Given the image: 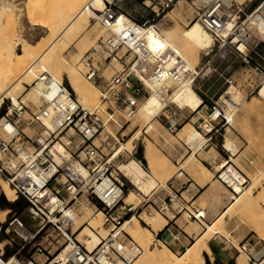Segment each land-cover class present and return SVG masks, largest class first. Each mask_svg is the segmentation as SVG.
<instances>
[{"label":"built area","instance_id":"obj_1","mask_svg":"<svg viewBox=\"0 0 264 264\" xmlns=\"http://www.w3.org/2000/svg\"><path fill=\"white\" fill-rule=\"evenodd\" d=\"M126 1L137 0H112L111 11L97 20L107 34L98 42L97 49L81 57L83 77L98 84L104 79L100 69L116 64L118 68L100 89L101 101L108 105L107 109L130 119L140 102L155 95L162 103L157 117L161 118L169 135L177 134L188 118L184 116L196 113L204 116L202 136L206 138L205 145L211 144V137L219 132V128L230 125L229 119L254 92L252 89L240 98L237 91L230 90L238 72L246 68L261 72L253 57L264 64V55L256 51L260 42H251L248 20L252 18L264 27V0L249 14H244L243 6L237 0H231L229 4L224 0H188L195 10L194 19L212 36V48H215L214 52L211 48L205 55L202 65L194 68H189L174 53L152 52L147 47L143 28L156 27L159 14L176 0H141L144 11L152 15L147 19L140 14L141 23L120 9ZM119 12L129 19L128 23L117 24ZM228 57L239 67L223 77L212 61L223 62ZM212 74L223 77L224 86L208 97L201 84ZM183 86H189L201 100L194 111L179 107L171 99L172 88ZM28 87L40 90L39 107L32 111L21 100L16 105L10 101L0 115V180L22 199L26 216L24 220L18 213H11L4 220V235L13 236L18 244L7 241L8 247L14 246L15 250L8 255L0 249V264H26L28 261L34 264H132L143 250L132 240L120 238L119 228L148 204L161 216L170 212L174 217L181 215L203 225L204 211L178 196L175 182L163 187V199L155 192L151 203L150 198L140 202L138 210L125 205L122 195L127 192V187L119 179L121 176H115V171L110 170L109 158L96 144L104 130L98 113L81 106L66 83L47 73L39 75ZM186 110L190 111L188 115ZM24 129L31 130L32 135H26ZM202 131L198 133L202 134ZM56 146L61 147L68 158L59 153ZM216 168L215 180L229 196H237V191L247 188L249 180L230 158L224 159V163ZM182 175L179 171L175 179ZM83 196L95 202L102 214L103 226L109 231V236L92 251L78 242L72 233V206ZM51 234L56 235L52 237ZM239 251L249 264H264V246L247 241L241 244ZM34 256H42L44 260L39 262Z\"/></svg>","mask_w":264,"mask_h":264},{"label":"rangeland","instance_id":"obj_2","mask_svg":"<svg viewBox=\"0 0 264 264\" xmlns=\"http://www.w3.org/2000/svg\"><path fill=\"white\" fill-rule=\"evenodd\" d=\"M176 1H174L173 4L165 12L159 14V16L156 19L157 24L160 22L161 18L168 11L174 8V6L176 5ZM185 1H186V4H185L184 12L182 14L183 17L181 16L180 18H173L172 22L168 20L167 26H173L174 24H178V27L180 29H185L190 22L195 20L194 19L195 10L190 9L191 7L188 5V0H185ZM261 1L262 0H256L258 4ZM31 2L34 3V5L30 3V0H0V76L5 70V68H3V65L1 63L2 62L1 54L5 50L14 48L18 53H20L22 50V43L24 41H29L32 44H35L34 49H38V47L43 42H45L51 37L52 30L56 32V25L58 28L66 20V16L63 14L66 12V9L64 8V6L69 2V0H31ZM3 3H6L5 8H3V5H2ZM135 3L136 5L139 6V8L141 7V9L142 8L144 9L143 5L141 4V0H137ZM30 5L32 6V10H33L32 14L29 11ZM121 8L127 11V8L125 5H122ZM154 10L156 11L157 9L154 8ZM191 12H192V15H191ZM61 14H62V18L59 19L61 17ZM58 21L60 22L57 24ZM43 22H47L51 24L53 23L52 24L53 29L49 27L48 25L41 26L43 25ZM91 28L94 29L95 33H94V36H91L92 38H90L88 42L83 41L84 35H85L84 33L81 35L78 34L79 36L76 34L74 35V37L71 36L70 39L68 38L66 45L61 41L57 42V44H55V46L52 47V49H50L48 53L50 54L51 50L53 52H56V49H57V52L61 53L59 54L60 55L59 57H61L62 59L65 58L66 60H71V58L74 57L73 55L75 52H80V53L82 52V56L85 54L87 55L91 54L93 49H97L98 42L102 38H104L107 34L106 30L98 23V21L92 18L89 19V27L87 30ZM57 45H59L61 48L62 46H64V48L61 49ZM212 50L214 52L215 48H212ZM256 51L264 55V42H260ZM53 52L51 53L53 54ZM54 55L56 57V53ZM253 58L258 64H260L261 72L255 73L252 70H250V68H246V69L244 68L245 70L243 72H238L235 75L234 77L235 84L233 86L234 89L233 87H231V90H230L231 92L237 91L238 96L240 98H243L252 89H254L253 94L242 104L239 111L232 117L233 124L219 128L220 129L219 132L211 137V144H206V145L204 144L202 148L200 149V151L199 150L197 151L199 152L198 156L195 155L196 152H194L193 149L187 143L179 139L178 134L172 136L167 133L165 127L163 126L161 122V118L157 117L156 119H153L151 121L152 122L151 124L155 127L154 130L146 131L148 127L147 126L148 123H146L142 118H140L137 113L132 118L128 119V118H125L119 112L115 113L114 110L107 109L108 105L102 103L101 101L100 89L103 86H105L106 81L109 80L110 77L114 74V69L118 68L116 64H113L111 67L103 66L100 69V75L104 79H100L98 84H92L91 82H89L91 86H93L94 88L98 90V100H99L100 106L96 109H91V110L88 107H85L84 105L82 106L87 110L96 111L98 115L100 113L101 116L99 115V117L100 119H102V121L105 119L106 120L109 119L108 117L114 114L111 118L112 121L111 120L109 121L110 122L109 128L112 127L111 128L112 130L110 129V131L114 133L115 138H112L108 133H106L105 128H104L102 135L96 140V144L100 145L103 155L106 156L107 158H110L111 157L110 155L113 154L114 150L120 144L125 143L135 133L137 132L139 133L137 140L133 142V149L131 150V152L129 153L127 151L121 152L119 154L118 159H113L110 162V166H111L110 170L114 171L117 165L125 164L130 159H134L140 162V166L145 171L147 170L146 172L150 174L148 165L143 159L144 144L147 141L150 142L153 146H155V149L157 150L159 165H162V169L156 174H153L156 180L157 186L165 187L166 184L170 182L185 183L184 186H181L183 188L178 191L177 195L178 196L181 195L182 198L185 201L189 202L190 204L195 202L194 207H198L204 211V216H205L206 221L203 222V226H199L195 223L193 225H190L191 229H193L195 233H200L202 229L204 228V226L206 225L212 224L213 222L218 223L219 222L218 219L220 218L222 213L227 208L228 203L232 201H230L229 199L230 196L227 190L219 182H217L214 177V172L217 171L216 165H218L219 161L220 160L222 161L223 159L215 158V160H218L216 165H214L213 169L209 170L208 173L204 175V174H201V172H199L196 169L197 168L196 164H195L196 168H194V165H193V168L197 170L195 173L193 169L189 167V164L188 162H186V160L191 154H194L195 159L198 160L203 165H205L203 162L199 160L203 158L200 156L204 155V152H207L208 150H210L209 153L211 155V151L216 149L217 151H219L221 155L225 156V153H226V156L224 157V159H227V157L230 158V160H232V164H234L236 168H239L238 170L247 177V179L249 180L247 188L251 186L250 188H251V191L254 197L260 195V193L264 191V102L256 101L255 103L256 105L253 104L254 107H252L250 111L247 110L248 108L247 105H250L249 104L250 102L248 101L253 100L252 97L256 95L257 90L260 86L261 80L262 78H264V64L260 63L256 56ZM205 60H206L205 55L201 54L199 58V63H197L194 67L202 65V63ZM95 61H98V58L95 57ZM212 63L218 70H220V72L223 74V77L229 76L233 72L234 69L236 70L239 67L238 63L234 61L233 58L231 57L226 58L223 62H220L214 59ZM81 75L83 74L81 73ZM223 77L221 78L213 74L209 75L208 78H206L202 82L201 89L203 90V92L207 93L208 97H210L211 94H214L218 89L224 86ZM29 89L30 88L28 87V84L23 82L20 85V91L16 95L17 100H21L20 96H22L23 93ZM175 89L177 88L175 87L172 88V92ZM10 100L12 99L7 98V97L2 98L0 102V115L3 114V112L6 109V106L9 105ZM24 104L27 105L32 111L37 109L40 105L39 104V105L34 106L32 104L31 105L27 103H24ZM100 107H103L104 109ZM245 112H249V113H245ZM189 113L190 111L186 112L187 115ZM184 117H188V118L185 120L182 126L185 124H189L190 128L196 131L197 133L203 130L204 125L202 124L204 122V118H203L204 116L201 117L199 115H196V113H192L190 114V116H184ZM234 121L236 124L234 123ZM216 122L217 121L215 120L214 123L216 124ZM113 123L114 124L117 123V124L114 125ZM117 125L120 128L119 127L115 128V126ZM197 127H199L198 130H197ZM24 132L28 136L32 135V131L29 129H24ZM203 134L204 132L200 135L202 136ZM227 140L231 141L233 145H235L233 153H228L223 149V145ZM179 171L183 172V175L181 177H178V179H175L176 174ZM119 179L123 182L124 186L127 187V190H134L132 189L133 187L130 185L127 179L122 178V177H119ZM186 179L190 181L188 182ZM206 180H209L210 181L209 183L214 182L216 185V188L220 189L219 190L220 198H221V199L219 198L220 200L212 201L210 198L206 196L207 187L204 186L203 188H201V186L203 185V182H205ZM175 183H174V186H175ZM196 184H198V186ZM189 185H191L190 191L185 192L186 187H188ZM157 188L154 190L156 193L153 191L152 194H150L147 198L139 197L140 199L138 198V200H135L133 205L126 204L125 200L123 201L125 205H130L134 207L135 210H138V207H137L138 204L140 202L146 201L149 197H150L149 202L151 203L152 201L151 196L153 195V193H155L161 199L165 197V192L163 191V188H158V189ZM2 199L4 200V202H2ZM22 205H23V202L19 198H17L14 202H8L4 194L1 192V187H0V208L2 209L5 208L9 210V212L5 216V219L11 213H18L25 220L26 216L23 213V209L21 210ZM148 205L142 209V212L138 211V214L135 216V218L139 221V224L141 226L149 229V226H147L143 222L144 219L146 218L152 219L153 217L162 218V216L156 213L152 209L151 206L148 207ZM83 206L92 209L95 214L100 212L95 202L92 200L86 199L84 196L79 198L77 202L72 206V209H73L72 233L75 235L76 240L80 243L82 242V240H79L80 238L78 237V234H77L78 232H74V230H75V224L77 222H82V221L84 222L85 220L83 219L82 212H81V209ZM174 208L176 207L174 206ZM249 214H251V216L252 217L254 216V217L251 219ZM166 216L171 218L172 214L170 212H166ZM241 216L242 215L234 212L231 214V216L228 219L226 218L224 222H222L223 225L221 224H218V225L222 227V230L225 232V234H229V236L231 237V242L232 244L235 243L233 245L236 248L238 247V244L240 242L243 244L247 241L251 244L264 246V241H262L259 235L255 232L258 230L260 231L259 227H262V229H264V225L261 224L262 222H264V221H261V220H264V217H262L264 216V205L261 206V209H258L257 207H252L251 209L248 210V214H246L245 212V215L242 217ZM243 217L244 219H242ZM247 218L251 219V220L248 219L250 223L251 221H253L252 223H257V224L255 225L251 223V225H248L250 223L247 221ZM182 219L188 224L192 222V221L187 220L184 216H182ZM254 220L256 221L254 222ZM102 221H103V217L101 215L99 226H102L106 231H108V228L103 226ZM258 221L261 223H259ZM3 222L4 221L0 222V243L5 242L3 244L2 249L4 250L6 254L9 253L8 255H10L14 252L15 247L14 246L13 248L8 247L7 241H10V242L14 241L15 243L18 244V240L11 235H8V236L4 235ZM86 224H87L86 226H88L89 221H87ZM252 225L254 226L251 229L250 226ZM254 229L255 231H253ZM223 231L222 233L224 234ZM261 232L262 234H264V230H261L260 233ZM222 233H219V234L225 237V235H223ZM55 235L56 234H51L52 237H54ZM119 237L122 239L128 238L132 240L123 231L120 232ZM139 239H140L139 243H137L134 240L132 241L136 243L139 247H141L142 250H143V247L145 246H148L147 249L149 251H153L161 247L155 243L154 234L152 237L141 234ZM162 247H166V246L163 245ZM183 253L179 255H175L174 253L173 254L175 255L177 259H179ZM240 255H242L243 257H246L243 254H240ZM34 259L39 262L44 260L42 256H34ZM204 259H205L206 264H215L214 262L209 261V259L206 256H204Z\"/></svg>","mask_w":264,"mask_h":264},{"label":"bare ground","instance_id":"obj_3","mask_svg":"<svg viewBox=\"0 0 264 264\" xmlns=\"http://www.w3.org/2000/svg\"><path fill=\"white\" fill-rule=\"evenodd\" d=\"M30 3L34 5V3L31 2V0ZM185 4H186L185 0H177L174 8L168 11L161 18L160 22L156 25V27L154 28L145 27L143 28V30L145 31L147 47L150 51L157 53H166V52L174 53L176 56H178L183 61H185V63L189 68H193L197 63H199V58L201 54L207 55L209 53V51L213 46V39L212 36L196 20H193L189 24L187 23L188 26L186 25L187 27L185 29H180L178 27V24H174L173 26H167L168 20L172 22L173 18H180L182 16L184 12ZM2 5L3 8L6 7V3H3ZM64 8L66 9V12L63 14L66 16V20L58 28L56 25V32L52 30L51 37L45 42H43L38 47V49H34L35 44H32L29 41H24L22 43V50L20 53H18L14 48H10L8 50H5L1 54V58H2L1 63L3 65V68H5V70L0 76V102L2 98L7 97L12 99L10 101L12 102L13 105H16L18 103L16 95L20 91V85L23 82H25L28 84V86L31 87L33 82L39 75L43 73H47L59 82H66L68 87L77 96L81 106L84 105L85 107H88L90 110L96 109L100 106L98 100V90L93 86H91V84L84 77H82L83 75H81L82 66L80 65V59L82 57V52L81 53L75 52L73 55L74 57L71 58V60H66L65 58L62 59L61 57H59L60 56L59 54L61 53L57 52V49L56 52H53L51 50L53 54L51 52L49 54L48 51L52 49V47H54L55 44H57V42L59 41L63 42L66 45L68 38L70 39L71 36L74 37V35L76 34L81 35L84 33L85 35L83 41L88 42L90 38H92L91 36H94L95 33L94 29L92 28L87 30L89 27V19L92 18L98 20L102 16L107 15V13L110 12L112 9V0H69V2L64 6ZM190 9L192 10V8ZM29 11L31 14L33 13L31 5ZM61 18H62V14L59 19ZM128 21L129 19L124 14L119 12L117 24H123L124 22L128 23ZM59 22L60 21H58L57 24ZM52 24L43 22V25L41 26L48 25L53 29ZM248 30L253 38L251 41L252 44H256L258 42H264V27H262L257 21H255L252 18L248 20ZM62 48H64V46H62ZM55 53H56V57L54 55ZM40 96H41L40 90L38 88H31L25 91L23 95L20 96V98H21V102L36 106L40 104V100H41ZM171 99L179 107L181 108L187 107L192 111L196 110L201 104L200 98L189 86H183L175 89L173 91ZM252 99L253 100L248 101L250 102L249 103L250 105H247L249 108V109L247 108L248 111H250V109L254 107L253 104L256 105L255 104L256 101L264 102V78H262L257 93L255 96L252 97ZM161 108H162V103L155 95H150L148 98L140 102L136 113L139 115L140 118H142L146 123H148L147 124L148 127L146 131L154 130L155 127L151 124L152 123L151 121L157 118ZM245 113H249V112H245ZM113 115L114 114H112V116ZM112 116L110 115L108 117L109 119L107 120L105 119L103 120L104 122L103 121L102 122L104 123L105 132L108 133L112 138H115L114 133L110 131L112 127L109 128V123H110L109 121L111 120ZM229 122L231 125L233 124L232 118L229 119ZM116 127L119 126L117 125L115 126V128ZM177 134L179 135V139L187 143L193 149L194 152L200 150L206 142V139L203 138L196 131L192 130L189 124L183 125L178 130ZM138 136L139 133L137 132L133 136H131L125 143L120 144L114 150L113 155L109 158V162H111L113 159L119 156V154L123 151H127L128 153L131 152V150L133 149V142L137 140ZM234 146L235 145H233L231 141L227 140L223 145V149L228 153H233ZM56 150L59 153H62L66 158H68L67 155L63 152V149L61 147L56 146ZM209 156L215 158L218 155L215 150H212L211 155L210 153H208V156L202 155L200 157H203L204 160H207ZM143 159L148 165L150 174H148L146 172L147 170L145 171L140 166V162L134 159H130L125 164H119L114 169L115 176L118 175L127 179L130 185L133 187L132 189H134V190H127V192L122 195V199L125 200L126 204L133 205L135 200H138L139 197L147 198L158 187L153 174L159 172L162 169V165H159L158 163V153L157 150L155 149V146H153L148 141L145 142L143 147ZM59 161H60L59 157L56 156V162L59 163ZM220 161L219 164L224 163V159L221 162ZM186 162H188L189 167L193 169L194 173L197 170L204 175L208 173L207 168L202 163H200L198 160L195 159L194 154H191L187 158ZM230 162H232V160H230ZM195 164L197 165L196 166L197 168L195 167ZM193 165L194 168H196L197 170L193 168ZM209 182H210L209 180L203 182L201 188H203L204 186L207 187L206 196L210 198L212 201L220 200L221 199L219 192L220 189L216 188L214 182L212 183ZM196 185L198 186V184ZM0 187H1V192L4 194L8 202H14L17 199V196L14 193V191L4 181L2 182L0 180ZM250 187L251 186H249L248 188H246L244 191L241 192L237 191V196L229 197L230 201L232 202L228 203L227 208L218 219L219 222L218 223L213 222L212 224L206 225L204 232L203 233L201 232L202 234L196 239L194 244L188 247L179 259H177L175 255L166 247H162L163 245L160 241H155V243L161 247L153 251H149L147 249L148 246L143 247V254L140 256L138 260L134 261L132 264H206L204 259L205 254H207L210 260H212L210 251L207 247V242L215 234L222 233L223 231L222 227L218 224L223 225L222 222H224L226 218L228 219L231 216V214L234 212L244 216L245 212L246 214H248V210L251 209L252 207H257L258 209H261V206L264 205V191H262L260 195L254 197ZM158 188H163V186H160ZM65 211L67 212V210ZM8 212H9L8 209L0 208V222L4 221L5 216L7 215ZM81 212H82V217L85 220L84 222L83 221L77 222L75 224L74 232H78L77 234L78 237L80 238L79 240H82L81 244H83L87 250L92 251L100 243V241L103 240L102 238H104L106 235L109 236V231H106L102 226H99V221L102 215L101 212L95 214L92 209L85 206L82 207ZM249 215L251 219L254 217V216L252 217L251 214ZM242 219H244V217ZM248 219L249 218H247V221ZM87 221H89L88 226H86ZM255 221L256 220H254V222ZM143 222L147 226H149L150 229L141 226L139 224V221L135 218V216H131L130 218L125 220V222L119 228V231H123L132 240L139 243L140 242L139 238L141 234L152 237L153 234L150 230L152 229L153 231H156L158 228H161V226H163L164 224V220L161 217L160 218L153 217L152 219L146 218L144 219ZM252 222L253 221H251V223ZM251 223L248 225H251ZM252 224L256 225L257 223H252ZM261 224L264 225V222H262ZM253 226L254 225L250 226L251 229L253 228ZM259 228L260 231L264 230L262 229V227ZM253 231H255V229ZM260 231L258 230L255 232L259 235L260 239L264 241V234H262V232L260 233ZM223 235H225V237L224 236L223 237L228 242H231V237L229 236V234H225L224 232ZM4 243L5 242L0 243V249L3 248ZM66 250L67 248L61 252V255H63V253H65ZM240 254L243 253L240 252ZM240 254L236 258L235 264H249L247 258L243 257ZM26 264H34V263L28 261Z\"/></svg>","mask_w":264,"mask_h":264},{"label":"crops","instance_id":"obj_4","mask_svg":"<svg viewBox=\"0 0 264 264\" xmlns=\"http://www.w3.org/2000/svg\"><path fill=\"white\" fill-rule=\"evenodd\" d=\"M231 0H225L226 4H229ZM238 3L243 6L244 14H249L254 8L258 5L256 0H238ZM125 5L127 8V11L122 9L121 6ZM120 9L127 15L131 16L134 20L141 23L143 19L139 17L140 14H144L147 19L151 18V13L144 11V9L141 7L139 8L138 5H136L135 2L126 1L122 3L120 6ZM259 61V60H258ZM260 62V61H259ZM261 63V62H260ZM254 64H257L260 67V64H258L254 60ZM215 146V145H214ZM217 153L218 159H224L225 156L221 155L219 151L214 149ZM200 151V150H199ZM210 150L204 152V155L208 156ZM199 152H196L195 155L198 156ZM210 158V159H209ZM215 158L212 156L208 157L207 160H204V158H201V162H203L205 167L209 170L213 169V166L216 165L218 160H215ZM209 160V161H208ZM209 163H208V162ZM211 162V163H210ZM187 180V179H186ZM188 182L190 180H187ZM182 182H176L175 183V190L179 191L183 187H181ZM193 185V184H192ZM191 185L186 187L185 192L190 191ZM195 203V202H194ZM194 203L191 205L194 206ZM164 220L163 226L161 228H158L156 231L150 230L152 234H154L155 241H160L163 245L167 247L168 250H170L175 255H179L185 251L188 247L192 246L196 239L204 232L205 226L202 229V233H195L193 229H191L190 225H193L195 222H190L189 224L185 222L182 219L181 215L173 216L169 218L166 216V213L162 216ZM205 218L204 221L205 222ZM197 224V223H195ZM199 225V224H197ZM203 226V225H199ZM150 229V228H149ZM191 232V234H190ZM196 235V236H194ZM198 235V236H197ZM241 242L238 244V247L236 248L231 242H228L222 235L215 234L208 242L207 247L210 251V255L212 260H210L209 256L205 254V256L215 264H235V260L238 257V254L240 253V246Z\"/></svg>","mask_w":264,"mask_h":264},{"label":"trees","instance_id":"obj_5","mask_svg":"<svg viewBox=\"0 0 264 264\" xmlns=\"http://www.w3.org/2000/svg\"><path fill=\"white\" fill-rule=\"evenodd\" d=\"M20 199V198H19ZM21 201H22V199H20ZM23 202V201H22ZM24 208V202H23V205H22V207H21V210Z\"/></svg>","mask_w":264,"mask_h":264},{"label":"water","instance_id":"obj_6","mask_svg":"<svg viewBox=\"0 0 264 264\" xmlns=\"http://www.w3.org/2000/svg\"><path fill=\"white\" fill-rule=\"evenodd\" d=\"M126 188V187H125ZM2 202H4V200L2 199Z\"/></svg>","mask_w":264,"mask_h":264}]
</instances>
